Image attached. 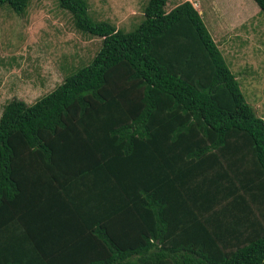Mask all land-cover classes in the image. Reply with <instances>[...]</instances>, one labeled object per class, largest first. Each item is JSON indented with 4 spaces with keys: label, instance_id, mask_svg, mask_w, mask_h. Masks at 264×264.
Here are the masks:
<instances>
[{
    "label": "trees",
    "instance_id": "trees-1",
    "mask_svg": "<svg viewBox=\"0 0 264 264\" xmlns=\"http://www.w3.org/2000/svg\"><path fill=\"white\" fill-rule=\"evenodd\" d=\"M166 1L123 31L57 0L101 42L1 109L0 264H264V118L191 3Z\"/></svg>",
    "mask_w": 264,
    "mask_h": 264
},
{
    "label": "rangeland",
    "instance_id": "rangeland-1",
    "mask_svg": "<svg viewBox=\"0 0 264 264\" xmlns=\"http://www.w3.org/2000/svg\"><path fill=\"white\" fill-rule=\"evenodd\" d=\"M189 1L236 78L245 101L264 118V14L252 0H167L165 11ZM95 21L132 30L147 0H85ZM101 38L77 30L57 0H29L16 14L0 6V112L13 99L26 104L86 64Z\"/></svg>",
    "mask_w": 264,
    "mask_h": 264
}]
</instances>
